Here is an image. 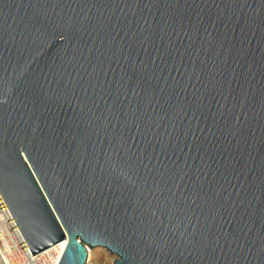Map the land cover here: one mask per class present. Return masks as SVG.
Returning a JSON list of instances; mask_svg holds the SVG:
<instances>
[{
    "label": "water",
    "instance_id": "95a60500",
    "mask_svg": "<svg viewBox=\"0 0 264 264\" xmlns=\"http://www.w3.org/2000/svg\"><path fill=\"white\" fill-rule=\"evenodd\" d=\"M0 194L59 264H264V0H0Z\"/></svg>",
    "mask_w": 264,
    "mask_h": 264
},
{
    "label": "built area",
    "instance_id": "2783aa9c",
    "mask_svg": "<svg viewBox=\"0 0 264 264\" xmlns=\"http://www.w3.org/2000/svg\"><path fill=\"white\" fill-rule=\"evenodd\" d=\"M65 241L32 254L0 194V264H55L65 251Z\"/></svg>",
    "mask_w": 264,
    "mask_h": 264
},
{
    "label": "rangeland",
    "instance_id": "374dc122",
    "mask_svg": "<svg viewBox=\"0 0 264 264\" xmlns=\"http://www.w3.org/2000/svg\"><path fill=\"white\" fill-rule=\"evenodd\" d=\"M95 250H100L101 255H99V256L92 255L91 257L89 256L88 257V262L90 264H109L111 259L115 258V256H113L110 252L106 251L103 248H95Z\"/></svg>",
    "mask_w": 264,
    "mask_h": 264
},
{
    "label": "bare ground",
    "instance_id": "6f19581e",
    "mask_svg": "<svg viewBox=\"0 0 264 264\" xmlns=\"http://www.w3.org/2000/svg\"><path fill=\"white\" fill-rule=\"evenodd\" d=\"M64 246H65V248H64V250L66 249V246H67V241H65L64 242ZM105 252V251H104ZM64 253V252H63ZM103 253V252H102ZM63 255V254H62ZM92 255H96V256H99V255H101V252H100V250H95V249H91L90 251H89V256L91 257ZM115 260V258L114 259H111V261H110V263L109 264H112V262ZM59 262H60V258L55 262V264H59Z\"/></svg>",
    "mask_w": 264,
    "mask_h": 264
}]
</instances>
